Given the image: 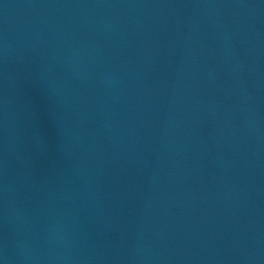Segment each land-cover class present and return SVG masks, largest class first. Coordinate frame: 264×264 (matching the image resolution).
<instances>
[{
	"label": "water",
	"instance_id": "obj_1",
	"mask_svg": "<svg viewBox=\"0 0 264 264\" xmlns=\"http://www.w3.org/2000/svg\"><path fill=\"white\" fill-rule=\"evenodd\" d=\"M6 264H264V0H4Z\"/></svg>",
	"mask_w": 264,
	"mask_h": 264
}]
</instances>
